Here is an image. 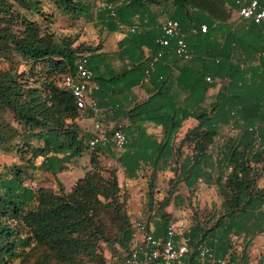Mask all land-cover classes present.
<instances>
[{"label": "trees", "instance_id": "1", "mask_svg": "<svg viewBox=\"0 0 264 264\" xmlns=\"http://www.w3.org/2000/svg\"><path fill=\"white\" fill-rule=\"evenodd\" d=\"M55 1L67 10L83 11L89 8V3H79L76 7V3L71 0ZM102 1L103 11L110 18L106 26L114 28L116 20L118 23L130 24L133 16L139 17L147 4L159 0H121L116 16H112L107 9V4L116 0ZM260 1L264 5V0ZM174 2L180 7L176 15L180 20L179 17H184L182 9L189 2L193 3V0ZM38 4V0H0V22L5 23L0 25V39L12 43L27 62L58 64L54 58L60 56L68 64L67 72L73 71L76 59L85 54L93 73L92 79L97 83L93 91V96L97 99L121 90L124 86L130 88L143 79L152 56H139L134 59L131 67L119 72L110 63L104 68L101 63L105 57L99 51L100 47L71 48L56 41L52 33L44 31L39 23L27 17L20 9H15L18 6L29 10ZM140 19L139 17L136 22L137 26L132 25V34L119 41V47L126 56H130L135 49L141 51L143 45L148 46L155 54L161 49L157 34L152 29H136L138 25H142ZM211 23L207 25L208 31L203 36L205 41H211L216 47L215 55H209L212 58L200 69L181 65L174 82L163 79L145 100L135 102L128 108L127 113L132 122L140 124L150 120L161 124L164 136L158 140L145 135L138 145L139 153L127 149L121 154L120 162L128 170L129 176H132L131 171L139 167L140 161L148 164L153 171L168 167L191 189H196L200 181H214L224 196L219 209L211 213L212 222L208 228L203 230L204 225L192 223L186 235L193 249L199 242L205 241L219 253H225L226 239L230 232V235L236 237L249 236L264 229V186L260 187L257 183V165L263 161L261 166L264 168V152L259 147L264 140V53L256 64L247 67L233 62L230 44L225 48V43L212 41ZM12 25H17L18 29L13 31ZM234 38L251 52H264V22L253 24L248 29H239ZM191 45L196 46L194 43ZM170 46L173 49V43ZM84 50L87 52H80ZM198 50L195 49V54H202ZM22 73H13L11 69L0 70V107L12 110L14 117L23 121L29 129L36 128L34 135L41 143L31 149V155L41 156L39 164L55 174L64 168L69 159L83 152V137L78 136L74 124L67 122L79 109L71 91L52 79L44 82L42 90L28 80L21 89L16 76ZM209 73L228 77L229 80L221 84L222 89L217 92L213 105L207 109L201 102L208 88L213 86L205 78ZM178 90H186L188 94L180 99ZM3 108H0L2 112ZM2 112L0 111V115ZM188 116H194L197 124L189 128L174 144L175 133ZM227 122L231 128L239 130V133L218 135L219 124ZM220 139L221 142L218 141ZM185 144L189 151L181 158ZM59 153H62L61 157ZM20 170L21 168L14 169L10 176L0 178V215H14L28 228L22 234L17 225L0 220V264H9L10 260L20 256L23 247L32 239L46 240L52 248L63 254H94V243L90 239H83L82 234L97 228L100 230L95 226V216L97 204L102 203L98 194L104 192V185L99 183L97 173H86L69 192H53L43 187L33 189L22 184ZM112 185L117 188L115 178ZM176 197L177 194L173 196V202ZM159 202L158 207L161 208L158 212L152 211L153 219L144 217L154 222L156 233L164 230L165 223L172 216L167 211L158 215L159 211L169 205V199ZM146 204L148 210L153 208L154 198L147 199ZM114 211L118 214L119 208L114 207ZM128 222L122 247L128 246L132 236L130 217ZM12 235L14 237L11 238Z\"/></svg>", "mask_w": 264, "mask_h": 264}, {"label": "rangeland", "instance_id": "2", "mask_svg": "<svg viewBox=\"0 0 264 264\" xmlns=\"http://www.w3.org/2000/svg\"><path fill=\"white\" fill-rule=\"evenodd\" d=\"M38 1L39 4L35 8L26 10L15 6V9H20L27 17L39 23L44 31L52 33L56 41L67 44L71 48L102 46L103 33L99 27V17L109 18L106 11H103L104 1L71 0L76 3V7L79 3H89V8L83 11L64 9L55 0ZM159 1L163 2V14L160 15V22L166 16L178 12L179 6L173 0ZM231 6L235 7L234 0H193V3L189 2L182 9V13L188 22L197 13V16L203 19V14H205L220 23H228L236 19L237 15ZM179 18L182 20L181 17ZM133 20H136V18L134 17ZM205 20L209 22L208 18ZM4 24V22H0L1 26ZM150 24L157 28L155 23ZM16 29H18L17 25H12V30L15 31ZM139 29H144V26L141 25ZM153 32L155 34L159 33L158 31ZM217 35H219L218 32ZM203 39L201 34L190 38L192 42H199ZM207 48L206 54L213 55L212 52L216 51L208 45ZM80 52H87V50ZM241 54L245 55V51H241ZM108 57L109 63L115 64V56L109 54ZM244 58L247 59V57ZM54 59L59 63L38 62L32 64L22 58L20 52L14 48L12 43L0 39V70L11 69L13 73L23 72L16 76L19 83L18 87L21 89L26 80L40 90H42L44 82L49 79L61 86L62 75L68 64L60 56ZM171 59L181 62L177 57H171ZM195 61L192 58L183 63H196ZM176 73L177 71L174 70L169 77H174ZM214 86V88L207 91L201 103L207 109L213 105L217 92L223 87L221 84ZM181 95L183 97L185 93ZM3 109V112L0 110L2 112L0 115V178L10 176L14 169L21 168L20 179L24 185L33 189L43 187L53 192H69L86 173L96 172L99 183L104 185V192L98 194V198L102 203L97 204L98 210L95 216V226L99 227L100 230L97 228L82 234L83 239H90L94 243V254H76L72 252L63 254L60 250L52 248L46 240L32 239L28 245L23 247L24 250L21 255L10 260L9 264H104V258L105 261L112 258L113 254H116L122 247L121 244L124 243L123 235L129 226L128 219L132 216L129 208L133 206V202H142L144 205L143 216L153 219L152 211L158 212L161 208L158 207L161 203H158V201L168 198L169 205L159 211L158 215L163 214V211H167L178 217L183 214V209H185L184 212L190 218L191 224L204 225L203 230H205L212 222L211 213L219 209L223 200V193L217 188L214 181L210 183L203 182L204 184L197 185L196 189L187 188L173 172L169 171L168 167L153 171L152 168L146 166L148 164L144 163L138 173H135L134 177H130L120 162V150L116 149L113 144H96L94 147L89 145L88 139L95 134L92 130L93 127L96 128L95 122L102 121V119H90L91 114L87 110L79 109L74 117L67 119V122L74 124L78 136L83 137L82 157L74 156V159L68 160L70 164L78 165L79 170H74V166L71 167L70 164H64L61 171L52 174L43 164L38 163L39 156L33 157L31 155V149L41 143L34 135L36 128L29 129L23 121L14 117L12 110ZM262 126H264V123H262ZM106 129L107 132L110 131V127ZM238 131L233 132L229 122L220 123L218 135H234L236 132L238 134ZM218 141L221 142L222 139ZM259 147L264 152V140ZM188 151L189 148L185 144L182 147L181 158ZM58 155L61 157L62 153ZM262 164L263 161L257 165L259 173L257 183L260 187L264 186V168H262ZM114 178L117 188H113L112 185ZM142 192L145 194L144 199L140 197ZM175 194H177V197L173 202ZM133 195H137L139 199L135 200ZM151 197L154 198V206L148 210L146 201ZM106 202L112 204L106 205L104 204ZM114 207L119 208L118 214L115 213ZM0 220L8 221L13 226L17 225L22 234L28 228L22 220L19 221L14 215L7 217L0 215ZM230 234L231 232L226 239V251L232 253L231 264H264V229L249 236L237 235L236 237Z\"/></svg>", "mask_w": 264, "mask_h": 264}, {"label": "crops", "instance_id": "3", "mask_svg": "<svg viewBox=\"0 0 264 264\" xmlns=\"http://www.w3.org/2000/svg\"><path fill=\"white\" fill-rule=\"evenodd\" d=\"M234 6L235 7H232V6L231 7L234 8V11L237 13L236 19L234 20L231 19L232 21H229L228 23H220L218 20H213L208 15H205L203 13L202 14L204 16V19L197 16V13H196L194 15L195 17L191 18L192 20L189 22L186 21L187 18H185V16L182 18V20H179L177 18L180 21L181 32L184 34L187 44L189 46V49L192 52V56L189 59H182L176 55V53L173 51L172 47L170 46L172 43H174V41H172L171 44L168 46H160V48L164 50V52L162 56L156 59L154 58L155 53H153L149 49V47L146 45H143L141 47V51L139 49H135L134 52L130 56H126L123 53V51H121V48L119 47L120 39L130 36L132 34L134 30H131V26L133 24L134 26L137 24L136 22H138L139 17L141 18L140 20L142 21V26H144V29H152L153 31H158L159 33L157 34V38L160 37L162 33L161 32L162 21L169 17L176 18V15H177V13L175 12L174 15L171 14L170 16H166L160 22V19H161L160 15L163 14V2L158 1L156 3L147 4V7L139 15V17L137 15L133 16V18L135 17L136 20H133L132 18L130 24L118 23V20H116L113 24L114 28H108L106 24L108 23L110 18H104L100 14L101 17H99V22H100L99 27L101 28L102 30L101 32L103 33V40H102V46L99 48V51L104 53V57H105L104 62L101 63L102 67L105 68L106 64L109 63L108 61L109 54H113L115 56V64H110V65L117 72L122 71L125 68L131 67L133 63L135 62L134 59H137L139 56H142V57L152 56V59L154 62L152 67L150 68V72L148 73V75L146 77H143L141 81H138L136 84H134L130 88H127V86H124L121 90H115L111 94H108L105 97H101L97 99L93 96V91L97 86L96 81L92 80V83L89 86L90 94L95 98L96 106L95 108L87 107L82 110H87V112L91 114L90 119L92 120L102 119V121L95 122L96 128L94 127L92 128L95 134H98L100 132H107L106 131L107 127H110V130H111L119 122L123 124V128L126 131L127 136H128V141L122 149H118L120 150V153H119L120 157H121V154L127 149L134 150L139 153L140 150L138 148V145L144 139L145 135H150L151 137H155L158 140H161L164 136L163 128L161 124H157L150 120L140 122V124L137 123V121L132 122L130 116L127 113L128 108L131 107L135 102L145 100L150 94H152L157 89V85H159L163 79L174 82L175 77L178 73V68L181 65H189L195 69H200L202 68L204 63L207 62V60H210V58H212L211 56H209L211 54H206L208 50L207 45L210 48L213 47L214 49H216V47L212 45L211 41L209 42L203 39L202 41H199V42H192L190 40L192 36L198 35V34H201L202 38H204L203 33L205 31L192 32L193 27H197L201 23H206L208 25L210 22H212L210 25V30H212V35H213L212 41L213 42L215 41L217 43L218 42L225 43V48L228 47V43H229L230 44L229 47L232 52L231 59L233 62H239V64L242 67H247V66L256 64L258 62V60L260 59V57L263 55L264 52H261V51L251 52L248 48H245L241 46L240 44H238L237 40H235L234 38V34L239 29H248L253 24H260V23H254L248 19H241L239 17L238 9L236 7L235 2H234ZM206 18L209 19V22L205 20ZM150 23H155L157 25V28L154 27V25H151ZM139 27L140 26L138 25V28L136 29L138 30ZM206 31H208V27ZM217 32L219 33V35H217ZM192 43L196 44V46L194 45L193 47L191 45ZM195 49H199L198 53H202V54H195L196 53ZM241 51H245V55L241 54ZM213 52L212 54L215 55V52L214 53ZM171 57H177L179 60H181V62L175 61V60L173 61ZM244 57H247V59ZM192 58L193 60L194 59L196 60L195 61L196 63L194 62L183 63L184 61H189ZM215 60L217 59L215 58ZM174 70L177 71L176 75L172 78L169 77L171 76V72H173ZM210 75H213V74H210ZM248 77H249V74L247 73L246 78ZM212 84L213 86L209 87L208 90L210 88H214L215 87L214 85H220V84H214V83ZM178 92H179L180 99H183L186 96V94H188L186 90H178ZM182 93H185L183 97L181 95ZM103 121H106V122H103ZM196 124H197V119L194 116H188L187 118L183 119L181 126L177 129L175 133L174 144H176L179 141V139L184 135V133L189 128H192ZM231 130L233 132L236 131L235 128H231ZM97 144H101V143L99 142ZM39 157H40V160H39L40 162L42 157L41 156ZM78 157H82V154L79 155ZM71 159H74V158L72 157ZM66 164H70V163L67 161ZM142 164H144V162L140 161L139 167L135 169L134 171H131L132 176L130 177H134L135 173H138ZM70 165L71 167L74 166V170H77V171L80 168L78 165L77 166H75L74 164H70ZM146 166L150 168L149 165H146ZM123 168L127 173L128 170L124 166ZM169 171L172 172L170 169ZM202 184L204 183L201 182L198 185L201 186ZM144 195H145L144 192L140 194L141 199H144ZM133 198L135 200L139 199L137 195H135ZM132 204L133 206L129 208V212L131 213V215L132 216H137V215L143 216V206H144L143 203L140 201H137V202H133Z\"/></svg>", "mask_w": 264, "mask_h": 264}, {"label": "built area", "instance_id": "4", "mask_svg": "<svg viewBox=\"0 0 264 264\" xmlns=\"http://www.w3.org/2000/svg\"><path fill=\"white\" fill-rule=\"evenodd\" d=\"M234 2L241 19H248L254 23L264 22V5L260 0H234ZM120 3L121 0H116L107 4V9L112 16H116ZM207 27L206 23H201L193 27L192 32L206 31ZM131 30H134L133 26ZM161 32L158 38L160 46H168L174 41L173 49L180 58L189 59L192 56L177 18L164 19L161 23ZM162 54L163 50L159 49L154 58ZM153 63L152 59L145 69L144 77L150 72ZM92 75L85 54H81L76 59L73 71L69 70L62 75L61 86L71 91L75 104L80 110L96 106L89 87L93 80ZM205 78L209 83L214 84H224L229 80L228 77L210 74H207ZM127 141V133L120 122L110 132L93 134L88 139L91 147L100 142L103 145L111 143L117 149H122ZM184 211L185 209L178 217L172 215L160 233H156V225L153 221L146 220L142 215L131 216L132 236L128 246L121 247L112 258L105 261V264H231V253L228 251L219 253L213 245L205 241L199 242L195 249L190 246L186 231L191 226V220Z\"/></svg>", "mask_w": 264, "mask_h": 264}, {"label": "bare ground", "instance_id": "5", "mask_svg": "<svg viewBox=\"0 0 264 264\" xmlns=\"http://www.w3.org/2000/svg\"><path fill=\"white\" fill-rule=\"evenodd\" d=\"M180 22V21H179Z\"/></svg>", "mask_w": 264, "mask_h": 264}]
</instances>
